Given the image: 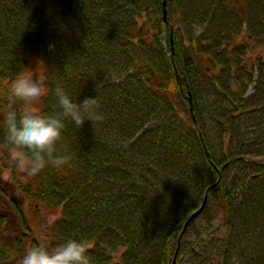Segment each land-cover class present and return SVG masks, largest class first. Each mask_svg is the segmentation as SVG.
<instances>
[{
  "label": "trees",
  "instance_id": "trees-1",
  "mask_svg": "<svg viewBox=\"0 0 264 264\" xmlns=\"http://www.w3.org/2000/svg\"><path fill=\"white\" fill-rule=\"evenodd\" d=\"M33 58L104 116L69 124L70 163L38 177L13 171L0 128L12 188L59 215L49 249L72 237L95 264H173L180 243L176 264H264V0H0V123ZM0 197V264H20L40 244Z\"/></svg>",
  "mask_w": 264,
  "mask_h": 264
},
{
  "label": "clouds",
  "instance_id": "clouds-1",
  "mask_svg": "<svg viewBox=\"0 0 264 264\" xmlns=\"http://www.w3.org/2000/svg\"><path fill=\"white\" fill-rule=\"evenodd\" d=\"M10 95L24 108L9 109L4 115L0 123L2 150L7 152L13 171L28 177H38L50 167L62 168L70 163L71 154L62 147L69 124L82 129L88 121L94 125L104 119L97 97L76 100L60 82L44 74L16 77ZM46 98L51 102L50 112L37 107ZM90 248L88 241L70 237L55 249L43 244L31 247L22 255L20 264H95Z\"/></svg>",
  "mask_w": 264,
  "mask_h": 264
},
{
  "label": "rangeland",
  "instance_id": "rangeland-1",
  "mask_svg": "<svg viewBox=\"0 0 264 264\" xmlns=\"http://www.w3.org/2000/svg\"><path fill=\"white\" fill-rule=\"evenodd\" d=\"M47 73H48V69H47L46 64L38 59L33 58L31 60V67L26 74H35V75L44 74L47 76ZM37 107L39 108V110L42 109L43 104L41 101L38 103ZM0 188L2 189V193L3 195H5V197L15 196L19 199L21 205L24 208L25 218L29 225L32 236L39 244L48 246L50 243L49 241L50 240L49 238L50 227L55 223L59 215L50 216L46 214L45 212H40L38 214H35L31 210L29 206V202L27 200L25 201V199H23L22 196L12 188L11 175L7 171L3 170L1 166H0ZM0 200H2L0 201V214H3L4 217L6 215L9 216L10 212L6 209L5 205H3V203L5 202H3V199L1 197H0ZM204 219H205L204 217L199 219L196 226L202 224ZM196 226H194L192 230H194ZM192 230L190 231L188 235L189 239H194V236L192 234L194 232ZM2 233H3L2 229H0V242L5 241V236H3Z\"/></svg>",
  "mask_w": 264,
  "mask_h": 264
},
{
  "label": "water",
  "instance_id": "water-1",
  "mask_svg": "<svg viewBox=\"0 0 264 264\" xmlns=\"http://www.w3.org/2000/svg\"><path fill=\"white\" fill-rule=\"evenodd\" d=\"M166 4H167V2L165 1V2H164V18L167 20V9H166ZM178 79H179V77H178ZM211 189H212V188H210V190H211ZM206 204H207V198L205 199V201H204V203L202 204V206L200 207V209L197 210L195 213H193V214L190 216V218L187 220V222H186V224H185V226H184V229H183V231H182V233H181V236H180V238H179V242H180L181 239L185 236V234H186L188 228L190 227V225L192 224V222L195 221L196 219H198V218L201 216V214L204 212V210H205V208H206ZM180 248H181V245H180V243H179V246H178V248H177L176 254H175V256H174L173 264H176L178 254H179V252H180Z\"/></svg>",
  "mask_w": 264,
  "mask_h": 264
}]
</instances>
